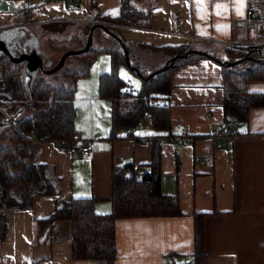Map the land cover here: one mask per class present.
Instances as JSON below:
<instances>
[{
  "label": "crops",
  "instance_id": "1",
  "mask_svg": "<svg viewBox=\"0 0 264 264\" xmlns=\"http://www.w3.org/2000/svg\"><path fill=\"white\" fill-rule=\"evenodd\" d=\"M92 2L102 14L120 13L121 0H0V34H13L14 38L21 34V43L31 36L45 51L44 61L53 65L61 52L81 47ZM133 2L140 9L151 8V27L117 29L131 43L148 46L132 44L140 62L143 52L155 53L154 47L196 44L212 49L217 45L264 43V0ZM250 10L258 15L250 16ZM65 37L76 40L68 46L50 45L51 40ZM157 57V66L167 60L163 54ZM106 69L100 68L96 75L95 69L90 77H79L76 83L74 130L90 140L91 154L72 155L54 141L41 144L37 161L55 168L61 194L36 196L27 210L5 211L9 230L0 244V264H104L73 259L67 220L54 223L50 240L39 243L37 220L54 212L59 199L78 197L97 198L96 212L109 213L113 169L137 164L135 174L148 170L150 142L108 139L111 103L99 95V76ZM171 84V133H187L188 139L177 150L168 142L160 143L162 191L178 194L182 215L117 220L116 264L190 262L195 249V213L205 214L207 264H264V107L252 108L248 122L237 125L232 136L221 132L224 79L218 62L203 58L184 65L172 72ZM248 89L264 92V81H251ZM80 103L84 112L79 111ZM133 132L140 137L156 133L142 127Z\"/></svg>",
  "mask_w": 264,
  "mask_h": 264
},
{
  "label": "trees",
  "instance_id": "2",
  "mask_svg": "<svg viewBox=\"0 0 264 264\" xmlns=\"http://www.w3.org/2000/svg\"><path fill=\"white\" fill-rule=\"evenodd\" d=\"M87 17L104 24L111 34L102 28H95L94 35L96 30L103 33L100 44L68 57L65 65L52 74H60L64 82L55 84L48 81L46 74L39 71L40 75L34 78L30 90L24 79L25 62L16 64L8 56H0V138H7V143L0 145V244L9 230V219L5 211L30 209L36 196H60V178L52 165L37 161L42 143L36 142L34 138L45 136L46 141H62V148L65 150L72 145L77 79L87 76L96 57L106 53L111 58V69L99 76V95L111 103V130L108 139H147L152 150L148 170L137 176L134 171L128 170L133 164H127L119 170L113 169L110 197L112 207L106 214L96 212L95 197H78L69 201L59 199L54 212L37 220V241L45 243L50 240L54 223L67 220L71 224L69 240L75 261L93 260L116 264L117 220L182 215L178 194L162 191L159 140L173 135L170 102L172 72L203 58L220 64L224 79V127L230 129L233 136L237 132V125L248 122L252 108L264 107V92H252L248 89L249 82L264 81V43L258 45L263 48L258 51L260 58L257 59L246 58L248 55L244 53L234 56L227 49V60H222L210 49H202L196 44L154 47L153 50L166 56L167 60L163 65L148 70L141 67L136 47L144 48L147 45L131 43L120 35L117 28H150L151 8L140 9L133 0H121L120 13L111 16L102 14L95 2H92ZM93 25L95 24L88 25L89 31ZM125 48L129 51V68L142 78L139 91L130 89L118 72L121 64L127 65ZM197 49L203 53H194L193 50ZM242 58L245 59L234 66L228 64ZM72 59L77 64H83V68L77 70L75 66H70ZM54 65L51 64L50 67ZM8 117L12 118L13 124ZM144 117L150 119L156 132L154 135L140 137L133 132ZM31 184L35 186V191L30 187ZM204 215L195 213L193 217L195 249L190 258L192 264H207Z\"/></svg>",
  "mask_w": 264,
  "mask_h": 264
},
{
  "label": "rangeland",
  "instance_id": "3",
  "mask_svg": "<svg viewBox=\"0 0 264 264\" xmlns=\"http://www.w3.org/2000/svg\"><path fill=\"white\" fill-rule=\"evenodd\" d=\"M87 20H88L89 23H92V24H97L98 23V22H96L95 19H87ZM74 27H76V26H74ZM85 31H86L84 33L85 36L83 38V41H82L81 45L86 43L88 34L90 32L88 27L85 29ZM102 37H103V33L100 30H96L95 35H94V46L100 44V41H101ZM27 39H28V37H26L24 39V43L27 42V44L25 43L23 48L17 50L15 55L18 56V55H22L23 53H27V52H32V51L38 50V53L43 57L44 67L46 69L51 68L50 67L51 63L48 62V61H44L45 58H46L45 51L42 50L40 45L38 43H36V42H34V44L32 46H30L28 44L29 41H26ZM29 40H31V38H29ZM75 40L76 39H74L73 37L72 38L65 37L63 40H51L50 41V45L51 46L54 45L55 47H60V45L61 46L62 45L68 46L71 43H73ZM242 45H244V46L242 47ZM258 45H261V43L260 44H258V43L257 44L249 43V44L217 45V46H213L212 49H210V50L215 56L221 58L222 60H227V57H226V50L227 49L234 56H239V55L241 56V54L244 53V54L248 55V56L246 55L247 56L246 58L257 59V58H260L258 51H260L263 48V46H258ZM44 49L47 50V46H44ZM73 49H76V48H73ZM77 49H80V47H77ZM235 52H238V53L235 54ZM61 53L63 54L64 52H61ZM61 53L57 55V57L54 59V62H56V63L58 62L60 56L62 55ZM155 53L154 52H149V51L143 52L142 55L144 56V58H143V62L142 61L140 62L141 67H143L145 69H148V70L153 69L154 67H156L159 64V62H160V58H158L157 55H160L161 53L160 54L159 53L155 54ZM251 55H252V57H250ZM243 59H245V58H242V60ZM56 63H54V64H56ZM77 63L78 62L75 59H72L71 62H70V66H75V68L77 70H81L83 68V64H77ZM104 66H107L108 69H106V70H110L111 69V58H110V56L108 54L101 53V54H99L96 57V61L91 66L90 73H89L88 77H90V75H92V73L94 72L95 69H96L95 70V75H96V72H100L98 70L100 68L104 67ZM118 72H119V75L121 76V78L126 80V82L128 83V86H129L130 89H132L133 91H139L141 89V87H142V78L138 74H136L133 70H131L128 65L121 64L120 67H119ZM37 75H40V73L38 72L36 74V76ZM1 76L2 75H0V77ZM45 77H46V79L48 81H53L55 84H58V82H64V79H63V77L60 74H57V75L46 74ZM77 98H78V94H76L75 100ZM84 110H85L84 104L80 103L79 104V111L84 112ZM143 119H144V122L142 123L140 121L138 123V125H137V129L138 128L140 129V127H142L144 129H152L153 130L154 128H153V126L151 124L150 119H148L146 117H144ZM5 133H7V131ZM6 143H7V138L1 137L0 138V145L6 144ZM137 176H140V173Z\"/></svg>",
  "mask_w": 264,
  "mask_h": 264
},
{
  "label": "water",
  "instance_id": "4",
  "mask_svg": "<svg viewBox=\"0 0 264 264\" xmlns=\"http://www.w3.org/2000/svg\"><path fill=\"white\" fill-rule=\"evenodd\" d=\"M96 27L102 28L106 33L111 34L110 30L107 27H105L104 24L98 23V24L93 25L90 29L85 45L80 49H70V50L65 51L60 56L58 62L49 69H46L44 67L43 57L38 53V50L23 53L22 55H18V56L12 52L9 46V43L10 42L16 43L21 37V34H18L19 37L17 36V38H14L13 34H6V33L0 34V56H3V55L8 56L10 60L16 64L27 62L26 66L24 67V79L26 81V86L31 90V85L33 83V80L39 71L46 73V74H53L59 71L65 65L66 59L68 57L76 55V54H80L84 51H88L91 48H93L94 47V30ZM193 52L196 54L203 53V51L200 49L193 50ZM125 53H126L127 65H130L131 61L129 57V51L126 48H125ZM241 61L242 59H238L236 61H231L228 64L231 66H234L240 63ZM0 126H1V123H0Z\"/></svg>",
  "mask_w": 264,
  "mask_h": 264
},
{
  "label": "built area",
  "instance_id": "5",
  "mask_svg": "<svg viewBox=\"0 0 264 264\" xmlns=\"http://www.w3.org/2000/svg\"><path fill=\"white\" fill-rule=\"evenodd\" d=\"M248 14L251 15H258L257 12L254 10H250ZM193 38H197L196 36H192ZM199 39V38H198ZM0 75H2V72L0 71ZM146 116L147 113H144ZM8 120L13 124L14 121L12 120L11 117H8ZM222 133L227 134L231 133V130L228 129L227 127H223ZM36 142L38 143H43L45 142V136L44 137H35L34 138ZM188 139V134H184L181 136H176V135H168L160 138V143L168 142L172 145L174 150H177L180 148V146ZM143 142H147V139H142ZM58 146L62 147V141H54ZM72 145L66 149L70 154L72 155H82V156H87L90 155L93 149V146L90 142L89 139L86 137L82 136L79 132L74 131L72 135ZM139 169L137 164H133L128 170L129 171H137ZM30 187L35 191V186L33 184L30 185ZM182 264H192V262H184Z\"/></svg>",
  "mask_w": 264,
  "mask_h": 264
},
{
  "label": "flooded vegetation",
  "instance_id": "6",
  "mask_svg": "<svg viewBox=\"0 0 264 264\" xmlns=\"http://www.w3.org/2000/svg\"><path fill=\"white\" fill-rule=\"evenodd\" d=\"M30 38V37H29ZM29 38L26 40V41H29V45L30 46H32L33 44H34V39L33 38H31V40H29ZM26 44H27V42H25ZM25 43H24V41H23V43H21L20 42V39L17 41V43H12V42H10L9 43V46H10V48H11V50H12V52L14 53V54H16V51L17 50H19V49H21V48H23L24 47V45H25ZM26 64H27V62H25L24 63V67L26 66Z\"/></svg>",
  "mask_w": 264,
  "mask_h": 264
},
{
  "label": "snow or ice",
  "instance_id": "7",
  "mask_svg": "<svg viewBox=\"0 0 264 264\" xmlns=\"http://www.w3.org/2000/svg\"><path fill=\"white\" fill-rule=\"evenodd\" d=\"M217 7L219 8L220 6L218 5Z\"/></svg>",
  "mask_w": 264,
  "mask_h": 264
}]
</instances>
